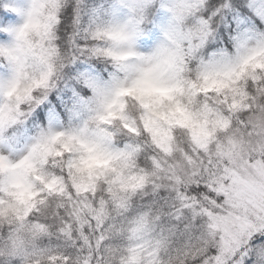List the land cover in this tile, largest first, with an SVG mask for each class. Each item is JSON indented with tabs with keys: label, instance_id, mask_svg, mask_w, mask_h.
<instances>
[{
	"label": "snow or ice",
	"instance_id": "1",
	"mask_svg": "<svg viewBox=\"0 0 264 264\" xmlns=\"http://www.w3.org/2000/svg\"><path fill=\"white\" fill-rule=\"evenodd\" d=\"M0 264H264V0H0Z\"/></svg>",
	"mask_w": 264,
	"mask_h": 264
},
{
	"label": "clouds",
	"instance_id": "2",
	"mask_svg": "<svg viewBox=\"0 0 264 264\" xmlns=\"http://www.w3.org/2000/svg\"><path fill=\"white\" fill-rule=\"evenodd\" d=\"M171 115L172 117L174 118H177V119H182L183 118V113L180 112V111H174L173 113L169 114ZM158 121H160L161 123L163 122L162 121V118L160 117H157Z\"/></svg>",
	"mask_w": 264,
	"mask_h": 264
}]
</instances>
